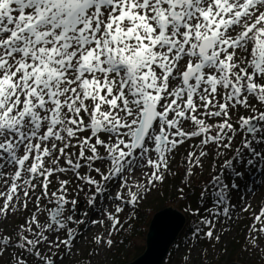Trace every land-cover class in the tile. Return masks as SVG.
<instances>
[{"label":"snow or ice","instance_id":"snow-or-ice-1","mask_svg":"<svg viewBox=\"0 0 264 264\" xmlns=\"http://www.w3.org/2000/svg\"><path fill=\"white\" fill-rule=\"evenodd\" d=\"M185 144L177 201L212 162L191 264L239 181L264 184V0H0V264H109ZM262 241L250 227L243 264Z\"/></svg>","mask_w":264,"mask_h":264},{"label":"rangeland","instance_id":"rangeland-1","mask_svg":"<svg viewBox=\"0 0 264 264\" xmlns=\"http://www.w3.org/2000/svg\"><path fill=\"white\" fill-rule=\"evenodd\" d=\"M188 149V145L185 144L181 148V152L176 157L177 164L173 165L174 172L177 175L174 178H169L167 181V185L165 190L161 192L159 196H153L145 202L140 211L137 214V219L134 223V228L129 233H121L117 239L123 241L122 244L117 245L114 250V254L108 257L109 264H124L129 263L141 256L146 250V239L149 230V225L154 216L155 211L167 206V205H175L178 207L188 220L190 219L188 214L194 210H197V202H199L198 198L200 196V190L205 181H207L210 172L211 161H208L205 164L203 175L199 176L198 179L200 181L199 184L193 180L191 188H186L185 193L187 194L190 190H193L194 195L189 196L185 201H176L174 194L176 193V188L181 185L182 171L183 167L179 165V162L183 160L184 156H186ZM240 188L238 191L234 192L231 195L230 200V211L233 212V222H230L226 219H221L217 222V230H219L221 223L225 226L231 225V230L226 234H222V240L220 244L216 245L215 252H213L212 247L209 246L208 242L204 239L201 234L200 240L201 243L197 245V247L193 250V260L191 264H201V261L198 259L199 252L202 248H207L209 253V261L205 262V264H228L229 261H243L241 260V249L246 243V236L249 235V228H261L264 227V224H261L259 221L255 220L254 217L260 213L262 208H264V184L260 183V174L259 172H253L251 175L246 176L243 181H239ZM166 195H172L169 198H165ZM209 201L212 202L211 198H208ZM248 204L251 205L247 209V211H241V205ZM234 206V207H233ZM191 209V211L189 210ZM126 215L121 214V218ZM190 215V214H189ZM209 215V214H208ZM203 213L200 217L208 216ZM209 218H211L209 216ZM20 221H17L19 223ZM187 224V223H186ZM127 227V224H125ZM205 230H207L205 228ZM102 230L100 228L93 229V232L99 233ZM187 229L181 231L179 237L172 245L166 259L163 264H181V258L185 255L187 247L195 243V238L192 234V231L189 232V236L186 237ZM106 235V234H105ZM92 236V232L88 233V239L90 240ZM186 239V240H185ZM264 245V241L261 242ZM84 242H78V248L83 247ZM226 246L228 253L225 256L221 249ZM91 247H95V245H91ZM84 256L88 255V250L85 248ZM104 256V251L101 250V257ZM215 257V258H213ZM79 259H82L78 257ZM244 259H247V254H244ZM65 264H74L73 260L69 259L65 261ZM93 264H95V259L93 260Z\"/></svg>","mask_w":264,"mask_h":264},{"label":"water","instance_id":"water-1","mask_svg":"<svg viewBox=\"0 0 264 264\" xmlns=\"http://www.w3.org/2000/svg\"><path fill=\"white\" fill-rule=\"evenodd\" d=\"M186 223L185 214L175 205L169 204L155 211L149 225L145 252L124 264H163Z\"/></svg>","mask_w":264,"mask_h":264},{"label":"trees","instance_id":"trees-1","mask_svg":"<svg viewBox=\"0 0 264 264\" xmlns=\"http://www.w3.org/2000/svg\"><path fill=\"white\" fill-rule=\"evenodd\" d=\"M182 171V177H183V175H184V170H181ZM181 186V185H180ZM194 191L193 190H190L186 195H187V197H189V196H191V195H194ZM172 195H166L165 196V198H169V197H171ZM174 197L176 198V193L174 194ZM186 200V199H185ZM185 200H181V201H185ZM176 201H177V199H176ZM197 210H194V211H192V212H190L189 214H188V216H189V220H188V222H187V224H186V229H187V233H186V237H188L189 236V232H191V230L194 228V227H196L197 226V224H198V221L199 220H201V219H203L204 217H200L201 216V214H203V213H205V214H209L205 209H210V208H212L213 207V205H212V202L211 201H209L208 199H206L204 202H203V204H201L200 202H197ZM196 211H198L199 213H200V215L199 216H197V215H195L194 213L196 212ZM201 227H203V225H200ZM186 240V239H185Z\"/></svg>","mask_w":264,"mask_h":264}]
</instances>
